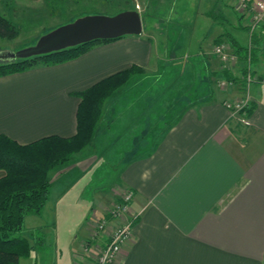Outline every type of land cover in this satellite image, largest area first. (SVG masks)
<instances>
[{
  "label": "crops",
  "instance_id": "0c3cea01",
  "mask_svg": "<svg viewBox=\"0 0 264 264\" xmlns=\"http://www.w3.org/2000/svg\"><path fill=\"white\" fill-rule=\"evenodd\" d=\"M43 1L0 0V15L37 7ZM198 1L210 2L190 18L186 15L190 20L185 44L192 47L194 42L192 68L201 64L202 77L212 88L199 85L193 99L171 107L161 121L152 122L147 117L148 130L142 131L137 124L130 135L121 134L128 147L121 152L110 176L102 167H96L104 158L98 155L96 142L111 128L104 116L105 112L115 113L114 94L124 96L129 87L105 100L103 119L91 144L73 156V178L68 164L51 172L48 200L40 215L25 217L24 224L30 222L29 218L37 221L22 234L32 243L31 232L39 230L46 236L47 224L52 220L62 217L73 222V214L77 213L64 199L65 194L73 191L68 197L73 195V201H80L78 194L86 193L88 188L85 182L96 179L88 197L84 196L89 204L82 236L74 239L68 253L63 254L55 242L45 262L37 259L34 249L18 264H95L96 251L106 241V235L90 239L94 221L103 217L108 224H117L106 214L125 190L133 193L130 212L137 216L131 239L117 253L113 264H264V87L251 86L250 110L232 115L224 102L234 100V90L238 94L240 89L217 87L215 79L223 75L217 58L211 54L220 35L228 34L242 46L248 44L250 14L240 7L239 0ZM140 18L142 29L138 35L93 44L62 63L39 64L0 76V135L21 145L48 136L69 138L76 131L78 93L131 66L154 74L167 55L182 65L189 60V54H181V49L167 53L164 48L160 52L158 44L164 40V26L156 22L146 25ZM258 25L263 29L254 31H262L263 39L254 65L257 73L264 68V23ZM195 30L202 31L196 40L192 39ZM221 42L233 52L226 38ZM238 72L237 68L229 73L238 77ZM86 161L91 162L90 166ZM4 175L0 169V178ZM69 186L73 189L66 190Z\"/></svg>",
  "mask_w": 264,
  "mask_h": 264
},
{
  "label": "rangeland",
  "instance_id": "374dc122",
  "mask_svg": "<svg viewBox=\"0 0 264 264\" xmlns=\"http://www.w3.org/2000/svg\"><path fill=\"white\" fill-rule=\"evenodd\" d=\"M209 2L210 1L198 0H44L37 7L30 6L29 8L15 9L14 14L5 15L16 27L17 33L13 38H0V51L14 52L32 46L40 36L46 34L50 30L64 24L72 23L76 19L84 16H112L125 10H134L139 16L143 17V22L146 25L156 22L164 26L163 29H165V31L162 34V39L164 40L158 44V50L160 52H162L164 48H167V53L171 51L176 53L181 49L183 50L181 54L183 52L189 54V60L183 65L182 62L177 61L176 58L169 59L170 55H167L166 61L163 60L158 63V68L153 71L154 74L151 72L149 74L142 72L137 75L139 80L132 81L131 79L125 86L118 90L120 91L124 87H129V90H126L124 96L119 97V95L117 96V94H114L115 101L113 108L115 113L113 115L109 112L107 115L105 112L104 116L108 124L111 125V128L106 130V134H102L96 142V149L99 151L98 155L101 154V156L104 157L99 161L101 163L96 167L97 169L102 167V170L107 171L108 176H110L114 174L113 170L121 159L120 155L128 147L126 143L124 144V137L121 134H129L133 126H136L137 129V124L141 126L142 131L148 130L147 126L149 120L147 117H149L152 122H154L155 119L161 121L169 115L171 107L177 103H185L187 98L193 99L198 93L197 90L199 85L212 88L211 84L202 77V71L200 70L201 64L198 63L192 68L193 63L191 61L195 57L193 54L194 42L191 44L193 45L192 47H187L185 44L187 41V37H185L188 27L187 21L190 20L189 18L194 12L196 13L197 10L205 9ZM243 10L245 9L243 8ZM186 15H189V18H187L188 16L186 17ZM260 23H264V17ZM199 33H202V31L195 30L192 32V39L196 40V38L200 36ZM212 51L213 49L211 50V54L215 55ZM237 68L238 65L232 68V70L235 71ZM254 73L255 81L251 86L259 84L264 87V75H262L264 73V68L260 69L258 73L257 71ZM216 83L217 87H220L219 79L216 80ZM221 88L223 89L225 87L221 86L220 89ZM234 91L237 96L233 101L236 102L243 99L242 90H240L238 94L236 90ZM107 100L108 99H106V101ZM249 103L250 99L248 105ZM103 113L102 107L100 114L101 120L103 119ZM109 119H112L113 123H111ZM103 126L101 122L99 126L100 129H102ZM158 131L159 129H157V132ZM149 132L150 130L148 133ZM102 162H105L104 165ZM86 163L90 166L89 163L91 162L86 161ZM68 165L71 166L69 167V172L71 173L70 177L73 178V160ZM100 178L103 179V177ZM110 179H112V176ZM85 183H88V188L86 193L82 192L78 194L79 196H77V198H79L80 201L77 199L73 201V195L68 197L73 191L65 194L64 199L67 198L69 200L72 211L77 213L76 215L73 214V216H75L73 217V222L68 223L61 217L47 224L46 228L48 231L46 236L44 234L42 235L39 230L36 232L35 236L38 237L37 241H39L40 238L43 239V241L37 242L35 245V254L38 260L40 259L44 262L48 260L50 252L48 250H53L56 247L55 242H57V248H60L63 254L66 253V251L68 253L69 249L73 246L72 243L74 239L76 241L77 238L82 236V224L85 219V214L88 213L87 206L89 204L88 199L85 201V197H88L90 190L93 188V184H96L97 180L93 179L92 183ZM69 188L73 189V186L66 187L65 189L68 190ZM55 193L54 190V192L51 193L52 196H54ZM120 196L113 202L112 206L119 200ZM111 207L106 214L108 218L111 217L109 216ZM79 216H82V218H79ZM102 218L95 220L94 224L102 220ZM31 219L32 218H29L30 222H26V224L23 225L20 235L25 234L29 229V225H31L30 223L33 224V221H37V218H33V221ZM111 227H113L112 224H107V233L112 230ZM93 231H95V227L92 228V235Z\"/></svg>",
  "mask_w": 264,
  "mask_h": 264
},
{
  "label": "trees",
  "instance_id": "16d2710c",
  "mask_svg": "<svg viewBox=\"0 0 264 264\" xmlns=\"http://www.w3.org/2000/svg\"><path fill=\"white\" fill-rule=\"evenodd\" d=\"M257 28L261 29L262 26L257 25L255 29ZM16 33V27L0 15V38H13ZM222 38H226L233 48L231 53L237 57L239 76L231 75L230 69L224 68L218 59L223 75L219 80L238 82L242 85L240 77L248 71L252 76L255 75L254 65L261 51L262 31L251 33L248 40L249 48L235 42L228 34L220 35L215 40V45L223 44ZM110 40L113 39L93 40L48 54L1 62L0 76L21 72L39 64L62 63L76 58L93 44ZM247 57L249 61L246 60ZM142 72L141 68L131 66L78 93L76 131L69 138L48 136L21 145L0 135V169L5 173L0 178V264H18L21 258H26L32 253L37 242L43 241L42 238L37 241L38 237L35 235L38 231L31 232L34 237L32 243L20 233L27 215L41 214L50 192L51 172L72 162L75 154L91 144L105 100ZM249 110L247 108L246 112Z\"/></svg>",
  "mask_w": 264,
  "mask_h": 264
},
{
  "label": "built area",
  "instance_id": "2783aa9c",
  "mask_svg": "<svg viewBox=\"0 0 264 264\" xmlns=\"http://www.w3.org/2000/svg\"><path fill=\"white\" fill-rule=\"evenodd\" d=\"M239 5L242 9H247L250 14L248 33L250 36L264 17V0H239ZM247 47L249 48V44H247ZM212 49V52L217 56L224 68L232 70V68L236 67L238 62L237 57L235 54L229 52L225 45L219 44ZM246 60L249 61V58L247 57ZM240 78L242 79V85L233 81H220V86L222 87L238 86L243 91V99L236 102L233 100L224 102L225 107L229 109L231 114L237 116L244 113L249 107V90L251 84L255 81V77L251 75L250 71ZM132 199L133 193L130 190H125L119 200L111 207L109 210V216L111 217L109 218L110 220H117V224L111 227L112 230L109 233H107L108 229L106 230L107 219L102 218V220L94 224L95 231H93V235L91 234V239H96L100 234L106 235V241L96 251L95 264H113L117 253L131 239L132 224L137 216V214L130 212Z\"/></svg>",
  "mask_w": 264,
  "mask_h": 264
},
{
  "label": "water",
  "instance_id": "95a60500",
  "mask_svg": "<svg viewBox=\"0 0 264 264\" xmlns=\"http://www.w3.org/2000/svg\"><path fill=\"white\" fill-rule=\"evenodd\" d=\"M141 29V18L134 10H125L112 16H84L50 30L40 36L32 46L14 52L0 51V62L48 54L93 40L138 35Z\"/></svg>",
  "mask_w": 264,
  "mask_h": 264
}]
</instances>
